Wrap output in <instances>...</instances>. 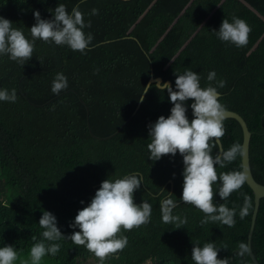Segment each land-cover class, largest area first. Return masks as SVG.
<instances>
[{"label":"trees","instance_id":"1","mask_svg":"<svg viewBox=\"0 0 264 264\" xmlns=\"http://www.w3.org/2000/svg\"><path fill=\"white\" fill-rule=\"evenodd\" d=\"M21 2L0 0V15L30 38L33 10L51 18L49 11L57 4H65L70 12L79 0ZM93 8L99 10L97 15H90ZM80 11L91 21L84 31L93 36L84 54L37 40L33 57L23 67L0 57V88H15L17 93L15 103L0 102V246L12 244L20 264L32 244L42 239L38 220L44 210L56 216L63 234H70L75 229L68 225L84 206L80 201L86 204L101 181L138 172L143 183L134 201L153 205L151 220L124 231L127 247L103 264H146L149 258L150 264H193L192 242L197 240L201 246L214 242L221 247L217 258H227L229 264H253L249 254L236 255L240 243L247 245L254 207L246 183L226 201L214 193V203L236 208L232 227L202 225L204 214L184 203L174 209V214L187 217L183 227L161 221L159 201L169 192L179 200L182 191V157L164 155L151 162L147 125L160 115L167 117L172 104L166 91L153 86L136 106L150 76L174 86L175 72L187 68L200 74L204 86L208 71L215 70L217 79L226 81L219 89L220 102L247 123L250 170L264 184V0H83ZM233 16L251 28L241 48L221 43L212 31ZM57 72L66 75L69 86L53 95L50 86ZM187 115L192 118L190 108ZM224 127L222 151L242 142L235 119L225 118ZM89 129L99 137L119 131L96 139ZM217 151L218 145L213 154ZM240 160L217 166L218 175L242 170ZM245 196L251 198L252 210L241 219ZM59 243L57 255H46L41 264H99L84 246L68 239ZM250 246L255 260L264 264V197Z\"/></svg>","mask_w":264,"mask_h":264},{"label":"clouds","instance_id":"2","mask_svg":"<svg viewBox=\"0 0 264 264\" xmlns=\"http://www.w3.org/2000/svg\"><path fill=\"white\" fill-rule=\"evenodd\" d=\"M25 2L22 0L21 3ZM44 2V0H41ZM74 5L69 12L63 3L57 4L49 11L51 18H41L39 10H33L35 23L28 28L30 38L26 37L23 29L13 27V22L0 15V57H5L17 65L24 66L33 57L37 40L43 43L67 47L72 51L84 54L89 48L93 36L86 33L85 28L91 26V21H85L84 13L80 11V3ZM98 9H91L90 15H97ZM215 37L224 44L241 48L248 43L251 31L247 22L233 16L222 19L218 29L212 30ZM174 86L168 82L156 81L143 86V91L137 97L143 102L144 94L149 89L167 91L172 107L169 115H160L154 122L147 125L150 142L147 144L148 159L159 161L162 156L182 157V191L179 200L172 198L171 193L159 201L161 221L181 228L187 223V217L174 214V209L180 203L190 204L204 215L200 223L219 222L228 227L235 225L236 208H229L224 203H214V193L220 200L226 201L238 191L248 180L247 173L242 170L217 173V166L225 167L228 163L243 156L244 149L238 142L233 143L227 150L217 151L213 148L225 134L224 120L226 106L220 102L219 89L225 87L226 81L217 79L215 70L208 71L206 84L201 86V76L192 69L175 72ZM68 79L63 72H57L51 82L50 90L53 95H59L68 88ZM16 89L0 88V102L15 103ZM191 101L188 103V101ZM191 109L192 118L187 112ZM175 174H173L174 176ZM143 176L138 172L129 173L115 179H104L94 195L85 204L68 225L75 229L70 234H63L58 227L56 216L47 210L42 212L38 220L43 229L42 239L32 244L28 257L20 260V264H41L42 258L56 256L61 245L59 241L68 239L74 245L84 246L99 260V264L111 255L123 251L128 245L124 231L148 224L151 220L153 205L147 200L140 203L134 201V193L141 188ZM218 184L214 191L213 186ZM252 210L251 198L245 196L239 216L243 219ZM119 234V235H118ZM33 240H36L33 237ZM191 249L193 264H229L227 258L218 259L217 247L214 242H205L202 246L197 240ZM249 248L240 243L237 256H245ZM18 252L12 244L0 246V264H16ZM146 264H150V260Z\"/></svg>","mask_w":264,"mask_h":264},{"label":"water","instance_id":"3","mask_svg":"<svg viewBox=\"0 0 264 264\" xmlns=\"http://www.w3.org/2000/svg\"><path fill=\"white\" fill-rule=\"evenodd\" d=\"M156 81L168 82L171 85V81L170 80L163 81V79L161 77H159V76H157V77L150 76L148 81H147V83H146V85L149 84V83H155ZM166 93H167V91H166ZM140 103L141 102H138V104L136 106V109L139 107ZM86 110H87V114H88V109L86 108ZM225 118H233V119H235L240 124L241 129H242V142H241V145H242V147L244 149V154H243V156H241V160H240L241 161V167H242V171H245L247 173L248 180L246 181V184L252 190L253 200H254V207H253V211H252V215H251L250 227H249V230H248V233H247V246L249 248V253L248 254L251 257V259L253 261V264H259L255 260L254 255H253V253L251 251L250 237H251L252 229H253V226H254V221H255L258 205H259V200H260V198L264 197V184L257 182L254 179V177H253V175L251 173V170H250V165H249V141H250L251 133L248 130L247 123L240 116V114L237 111H235V110H227ZM118 131H119V129L116 130L115 133H117ZM89 133H90L91 136H93L96 139H107V138H110L111 136H113L115 134L114 133V134L106 136V137H99V136L94 135L90 129H89ZM217 145H218V151H222L221 143L219 142Z\"/></svg>","mask_w":264,"mask_h":264}]
</instances>
